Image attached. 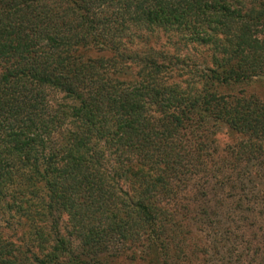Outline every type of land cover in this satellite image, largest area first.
Wrapping results in <instances>:
<instances>
[{
  "label": "trees",
  "instance_id": "16d2710c",
  "mask_svg": "<svg viewBox=\"0 0 264 264\" xmlns=\"http://www.w3.org/2000/svg\"><path fill=\"white\" fill-rule=\"evenodd\" d=\"M254 79L262 1L0 0V264H264Z\"/></svg>",
  "mask_w": 264,
  "mask_h": 264
},
{
  "label": "rangeland",
  "instance_id": "374dc122",
  "mask_svg": "<svg viewBox=\"0 0 264 264\" xmlns=\"http://www.w3.org/2000/svg\"><path fill=\"white\" fill-rule=\"evenodd\" d=\"M256 1L264 2V0H256ZM243 5L246 6V7L252 6V0H243ZM164 42H165L164 37L163 36H159V38L157 39V43H156L157 45H155V48L158 47V46H161L162 44H164ZM194 47H195L196 52L199 51V50H203V49H201L199 47H196V46H194ZM165 49L169 53L172 52V50L170 48H168V47L165 48ZM198 54H199V52H197V55ZM205 54H207V53L202 52V56H204ZM197 63L198 62L195 60V64H197ZM233 89H234V91L242 92V94L245 95V96H252V97L257 98L258 100L264 101V80H262V79L250 80L247 83H244V84L239 85V86H235ZM58 96L59 95L56 96V99H58ZM225 136H226V134L224 132H222V134H220L219 142H220L221 145L226 143Z\"/></svg>",
  "mask_w": 264,
  "mask_h": 264
}]
</instances>
